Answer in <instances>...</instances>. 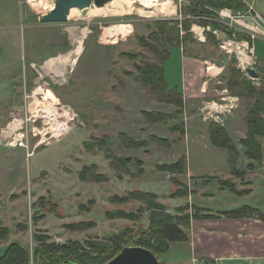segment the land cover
I'll use <instances>...</instances> for the list:
<instances>
[{
    "label": "rangeland",
    "instance_id": "obj_1",
    "mask_svg": "<svg viewBox=\"0 0 264 264\" xmlns=\"http://www.w3.org/2000/svg\"><path fill=\"white\" fill-rule=\"evenodd\" d=\"M193 1L172 0L175 12L169 16L156 8L141 12L139 1L124 0L110 15L87 16L76 8L67 21L53 23L40 17L55 6V0H0V226L7 231L0 233V255L7 245L19 242L29 250L30 264H43L54 246L72 242L98 256L94 261L99 262L117 241L139 245L140 239L148 237L151 213L156 210L153 201L168 205L166 212L172 214L185 197L181 193L186 191L185 169L172 172L164 166L178 162L186 152L194 159L199 153L229 152L213 144L210 129L218 124L213 119L229 121L232 113L227 110L239 108L246 120L250 107L264 100L258 91L264 90V77L249 78L242 66V61L245 65L255 61L253 68L258 67L259 55L252 54L250 36L237 40L234 33H227L235 49L229 52L224 41L195 18ZM202 7L226 18L220 15L222 8ZM178 20L194 21L200 27L195 29L198 37L207 33L203 40L208 38L209 43L192 50L212 57L208 73L224 66L217 86L227 97L215 96L211 104L214 111L226 113L213 116L203 127L199 116L191 121L189 112L159 100L139 79L138 67L161 64V58L176 46V22L179 37L187 36ZM187 37L194 41L193 35ZM254 44L258 53L264 52L263 38L258 36ZM78 45L81 51L75 54ZM180 53L172 48L164 63L170 86L179 83ZM242 74L248 83L242 81ZM249 84L257 88V94H246ZM36 104L44 106L39 114L49 120L54 118L48 115V105L68 106L78 116L69 130H59L63 131L59 138L40 144L46 125L42 119L33 121ZM206 133L211 139L207 144L187 141ZM138 189L156 198H138L133 192ZM126 228L132 231L117 236ZM103 248L106 253L101 252ZM58 253L54 252V258ZM76 253L69 254L75 258ZM173 257L171 248L162 261Z\"/></svg>",
    "mask_w": 264,
    "mask_h": 264
},
{
    "label": "crops",
    "instance_id": "obj_2",
    "mask_svg": "<svg viewBox=\"0 0 264 264\" xmlns=\"http://www.w3.org/2000/svg\"><path fill=\"white\" fill-rule=\"evenodd\" d=\"M243 1L248 5V10L245 12L247 15L244 17L245 22L256 21L264 28V0ZM251 9L252 11H249ZM256 14L260 16L259 19L255 18L254 15ZM193 24L191 32L194 41L176 43L173 44L176 46L170 48L169 56L172 48L176 47L180 50L179 58L182 70L179 83H175L173 86L167 84L182 93L184 112L191 114V121L195 116H199L200 127H203L207 125L209 120L212 121L213 116L222 117L226 113L224 110H217L216 112L209 109L212 107L213 97L225 98L227 96L221 92V87L217 86V84L222 83L221 78L217 75L223 71L224 66H218L217 71L214 70L213 74H209L207 69L211 70L212 65H208L207 62L212 57L195 53L192 50L196 45L204 47V43H209L208 38L203 40L207 33L204 35L202 32L204 36L199 37L195 35L197 33L195 29L200 27ZM233 25L238 27L236 22ZM207 26L216 37L214 30L219 31L220 29H215L211 25ZM259 37L264 39V35ZM254 41L255 39L251 41L252 48L255 55H259L258 67L255 69L259 73V80H261L264 77V66L261 65L264 52H257ZM185 49L187 52L184 51ZM74 53L78 54L76 51ZM164 70H166L165 67ZM169 76L165 73L167 82L170 80ZM223 105L221 104L218 109H222ZM227 111L232 113L229 121H220L221 119H213V121L226 128V133L236 144L239 155L236 158L235 166L239 171L232 172L229 152L222 154L199 153L196 159L193 158L192 154L185 153L186 166L183 182L186 194L183 203L175 206L171 213L173 215L190 213V222L179 225L187 233L188 240L171 242L167 252L172 248L175 257L171 260L162 261L167 252L164 253L159 257L162 264H264V220L251 214L235 216L233 213V211L244 207L254 208L264 213V137H256L261 146V159L249 158L244 147L241 146L248 134L247 122L244 120L245 114L241 115L239 108L237 110L230 108ZM237 115H241L240 118ZM236 116L239 119H234ZM191 121L189 122L190 126L193 125ZM208 135L200 134L199 138L191 136L187 141H195L200 145L207 144L211 142ZM196 161L199 162L198 165ZM223 161L224 163H222ZM205 168H210V170ZM181 206H188V208L179 213L178 208ZM167 207L170 210L168 205ZM197 208L202 210L199 211V217H194V211Z\"/></svg>",
    "mask_w": 264,
    "mask_h": 264
},
{
    "label": "trees",
    "instance_id": "obj_3",
    "mask_svg": "<svg viewBox=\"0 0 264 264\" xmlns=\"http://www.w3.org/2000/svg\"><path fill=\"white\" fill-rule=\"evenodd\" d=\"M194 8L193 12H195L196 17L201 24L204 25H211L215 29H220L223 32H226L230 35L235 33L238 36V39H241L242 37L245 36L244 32H239L238 30H234V28L224 24L219 20L218 13L214 12L211 9H206L204 7L200 8V4L205 5V7H212L215 9H220V8H231L234 11H246L248 10V5L246 2L243 0H194ZM176 21V20H175ZM179 21V20H178ZM182 23V27L185 28V32L187 36H192L193 33L191 32V26L192 22L194 21H188V20H183L179 21ZM173 27V30H176L178 34H176L177 42L174 43H181V42H188L189 39L187 36L181 35L179 37V29L177 28V24ZM164 32V31H163ZM171 34V33H170ZM172 34L171 36H168V39L170 43L172 42ZM191 41V40H190ZM170 51L162 57V63L161 64H145L144 67H138V72L140 75V80L142 81L143 85L147 86L151 91H153L154 95L156 98L159 100H164L166 103H173L174 105L178 107H183V96L182 93L176 89L170 87L166 81L165 73H164V67L163 63L169 57ZM242 81H245V76L242 74ZM248 83V82H247ZM246 89V86H244ZM260 91L259 93L263 94L264 97V90L258 89ZM257 88L255 86H252V84H249L246 89V94L250 95L252 93L257 94L256 92ZM176 96L175 98H179L178 101L174 100L173 97ZM253 96V95H252ZM255 97V96H254ZM264 101V100H263ZM261 103H256L257 105H254L255 107L251 108L248 112L247 116V126H248V134L246 139L243 140V145L247 147L246 154L249 156V158H253L255 160H260L261 158V146L259 145L256 137L257 136H263L264 137V102ZM161 112H158V116L161 115ZM211 138L213 141V144L215 146L219 147H227L229 152H230V162L232 164V172L235 173L239 170L236 169V161L239 155L238 149L235 146L236 144L232 141V139L229 137L228 133H226V130L224 129L223 126H220L219 124H214V126L211 127ZM129 138V137H128ZM128 142H132L131 139H127ZM109 154V153H108ZM131 157H128L127 159L130 160ZM184 160V157L181 160H178V162H173L171 164H166L164 166L167 168V170L172 171V172H182L183 169H185V161L182 163H179ZM140 161V159H139ZM179 163V164H178ZM165 165V164H164ZM87 170V166L83 171ZM135 192L138 196V198L146 199L148 196L151 198H156V195L152 192H147V191H133ZM132 192V193H133ZM183 195L186 194V191L181 192ZM179 194L178 191H176V195ZM147 200V199H146ZM152 207H155L156 210H154L151 213V219H150V225H149V232H148V237L145 239H140V243H137L141 246H145L153 251V253L156 256H161L164 253L167 252L170 248V243L173 241H186L188 240V235L185 232V230L179 226V225H185L190 222L191 215L190 213H182L181 215H173L170 213H167L166 209L167 207L158 202V201H153ZM188 208V206H181L178 208V212L181 213L185 211ZM202 209L197 208L196 211H194V217H199L200 212ZM177 212V213H178ZM122 213L123 216L127 215L130 216L132 219H137L139 216H136L131 214V213H124V212H119ZM235 213V216H243V215H255L260 217L261 219L264 220V213L259 212L258 210H255L254 208L250 207H244L241 209H237L233 211ZM131 214V215H130ZM6 227L0 226V233L3 234L6 233L7 231ZM129 231H132V228H126L119 232L118 235H124L126 236ZM0 238H3L2 235ZM120 238V237H119ZM116 247L113 249L111 253H107L105 256H102L100 258L99 262H95V258H99L98 256H93L91 253H89L88 250H84L83 248H80L79 244L76 245L72 242H66L62 244H57L56 246L53 247L51 252L49 253V256H46L48 259L47 262H43V264H55V262H58L60 258L59 264H66V262H72L75 264H104L105 262L109 261L111 258H113L117 253H119L125 246L127 245H121V242L117 241L116 242ZM8 247L5 249V251L0 255V264H30L31 259L29 258L30 252L25 246H22L21 243L19 242H13L10 245H7ZM71 250H76V255L75 258L70 256L69 253H71ZM38 250H35V253ZM58 251H61V254L58 253ZM54 252L58 253L57 259L54 258ZM102 253L107 252V248H103L101 250ZM73 258V259H72ZM55 261V262H54Z\"/></svg>",
    "mask_w": 264,
    "mask_h": 264
},
{
    "label": "built area",
    "instance_id": "obj_4",
    "mask_svg": "<svg viewBox=\"0 0 264 264\" xmlns=\"http://www.w3.org/2000/svg\"><path fill=\"white\" fill-rule=\"evenodd\" d=\"M249 11H252V9L249 10ZM245 12L246 11H234V10L229 9V8H222L220 10V15L222 17H226V18H223V19H221L220 17H218V18H219V20L221 22L224 21L225 24H227L228 26L234 28V30H238L239 32H244L245 35L251 37V40L254 39V38H256V37H258V36L264 35V28H262V26L258 22L257 23H256V21L255 22H250V23L249 22H245V18L244 17L247 15ZM254 16H255L256 19H259L260 18V16H258V14L254 15ZM226 21H228V22H226ZM235 22L238 24V27H236V26L233 25V24H235ZM253 28H255L256 30L253 29ZM248 29H251V30H248ZM234 35H236V34L234 33ZM217 36H218V38L221 41H224V43L226 44L225 47L228 46V48H229L228 51L229 52L232 51V50H235L234 47L232 46V43H231L232 41H231L230 38H228L226 32H217ZM237 40H240V39H237ZM244 40H246L245 42L248 45V43H249V42H247L248 40L247 39H244ZM233 44H235V47H239L240 48V53L243 52L241 50L242 48L237 43L234 42ZM242 44L244 45V43H242ZM251 49H252V52H253L252 54L254 55V50H253V48H251ZM242 58H244V57L241 56V59ZM245 61H246V59H245ZM242 63H243V65H242L243 68L246 69V67L253 68L254 67L253 66V63L255 65L256 62L255 61H253L251 63L250 62H247L248 65H245L244 64L245 63L244 61H242ZM42 98L44 100V96ZM43 107H44L43 105L36 104L35 111L32 114L33 121L35 120L37 122V120L40 121L42 119L43 122H45L44 124L46 125L44 127L43 133L41 135V136H44L45 139L44 140L43 139L38 140V142L40 144L41 143L50 142V140H52L54 138H59L62 135L61 134L62 132L59 133V127H58V126H60V123L62 125V121L61 120H58V121H52L51 122L48 117H46L45 115H43V113H40L39 114V112H41L40 109L43 108ZM48 107H50V106H48ZM62 107L68 108V106H62V105H61V107H58V108H61L62 109ZM212 107H213V105H212ZM212 107H210V110L212 109ZM68 109H69V111H71L70 114H72V115H71V119H66V121H65L66 122V124H65L66 125L65 126L66 129H65V131H67V130H69L71 128V125L73 123H75V121L77 119L76 117L78 116V115L76 116V114L73 113L74 111L71 108H68ZM37 115H39L40 118L36 117ZM35 134H36V132H35ZM19 139H24V138L23 137H21V138L19 137ZM20 145H24V143H22Z\"/></svg>",
    "mask_w": 264,
    "mask_h": 264
},
{
    "label": "water",
    "instance_id": "obj_5",
    "mask_svg": "<svg viewBox=\"0 0 264 264\" xmlns=\"http://www.w3.org/2000/svg\"><path fill=\"white\" fill-rule=\"evenodd\" d=\"M111 0H55V6L47 14L40 17L42 22H61L67 21L70 9L78 8L87 13L90 6H105ZM249 77L257 78L259 73L255 68L246 67ZM66 264H75L66 262ZM104 264H161L153 251L141 245L125 246L119 253Z\"/></svg>",
    "mask_w": 264,
    "mask_h": 264
},
{
    "label": "bare ground",
    "instance_id": "obj_6",
    "mask_svg": "<svg viewBox=\"0 0 264 264\" xmlns=\"http://www.w3.org/2000/svg\"><path fill=\"white\" fill-rule=\"evenodd\" d=\"M121 1L124 2V0H112L108 4H105V6L104 5L103 6H99V7L98 6H90L88 9H86L87 10L86 15L87 16L88 15L89 16H92V15L93 16L105 15L106 16V15L113 14L116 11L119 10L118 7H121L120 6V2ZM130 1L131 2H134V0H130ZM135 1H139L140 4L142 5L141 7H139L140 10H141V12L149 13L150 11H145L144 10L146 8H156L157 13H161V14L169 15V16H170V14H172V13L175 12V6H173L174 4L172 3V0H135ZM53 8H54V6H52L51 9H53ZM75 9L76 8L70 9V14L71 15L76 12ZM219 32H223V31L219 30ZM217 38H218V36H217ZM251 41H253V39ZM81 47H82V45L81 46L78 45V47L75 48L76 49L75 51L78 52V53H80ZM254 54H255V52H254ZM251 78H253V79H259L258 77L257 78L251 77ZM47 108L49 109V114L48 115H50L51 117L54 118V119H52L50 117L51 118L50 121L52 122V121L61 120L62 121V125L60 123V126H58L59 127V130L60 131L61 130H64L65 131V129H66V127H65L66 126L65 125L66 122L65 121H66V119H71V115H72V114H70L71 111H69L68 108H64V107H62V109L61 108H58V107H54V106H50V107H47ZM36 117L40 118L39 115H37Z\"/></svg>",
    "mask_w": 264,
    "mask_h": 264
}]
</instances>
